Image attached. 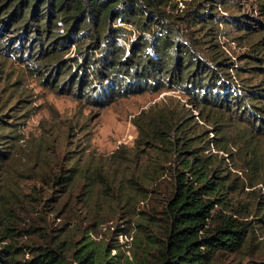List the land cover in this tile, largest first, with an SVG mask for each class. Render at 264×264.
<instances>
[{
    "label": "trees",
    "instance_id": "obj_1",
    "mask_svg": "<svg viewBox=\"0 0 264 264\" xmlns=\"http://www.w3.org/2000/svg\"><path fill=\"white\" fill-rule=\"evenodd\" d=\"M227 1L0 0V30L12 29L19 37V50L11 46L4 54L17 56L51 89L104 107L168 85L199 112L207 108L202 117L212 121V137H203L198 121L188 122L180 96H167L133 118L136 140L162 150L148 163L146 177L155 182L166 173L173 177L161 210L164 239L142 244L150 264H205L216 251L241 247L264 220V210L258 206L252 214L251 206L262 197L256 185L264 184V150L257 146L264 138V26L253 25L244 12L218 15L216 7ZM219 24L235 31L231 40L247 43L237 60L220 42ZM71 45L74 57L63 59ZM226 112L242 125L227 129L220 120ZM86 170L74 162L55 180L73 184ZM245 186L257 195L244 203L229 196ZM48 239L50 244L35 245L27 259L18 257L12 243L1 245L0 264H117L91 239L76 248L64 238Z\"/></svg>",
    "mask_w": 264,
    "mask_h": 264
},
{
    "label": "rangeland",
    "instance_id": "obj_2",
    "mask_svg": "<svg viewBox=\"0 0 264 264\" xmlns=\"http://www.w3.org/2000/svg\"><path fill=\"white\" fill-rule=\"evenodd\" d=\"M260 2L264 0H228L216 7V13L244 12L253 25L262 22L264 26ZM219 25L220 42L237 60L247 43L231 40L235 31L222 30L223 24ZM183 26L179 25V33ZM18 40L12 29L0 30V134L5 133L0 136V246L12 243L18 257L27 259L35 245L50 244L49 237L64 238L73 248L91 239L94 245L105 246L117 264H140L142 260L150 264L151 255L142 244L164 239L161 210L173 177L166 173L156 182L146 177L148 163L162 150L157 144L136 140L133 118L167 96H180L187 106L188 122L198 121V128L206 131L203 137H212L213 123L202 117L207 108L199 112L198 106L187 103V96L168 85L119 97L104 107L92 106L51 89L17 56L4 54L11 46L18 51ZM74 54L71 45L63 59ZM228 115L220 119L227 129L242 125L235 114L230 113L231 119ZM257 146L260 152L264 150V138H259ZM74 162L82 172L87 167L83 175L78 174L73 184L55 180L56 176L64 178ZM89 181L92 186L88 187L85 182ZM256 188L262 197L251 201L252 214L258 206L264 210V184ZM247 189H237L229 196L244 203L258 193ZM258 224L241 247L216 251L205 264H264V220Z\"/></svg>",
    "mask_w": 264,
    "mask_h": 264
},
{
    "label": "built area",
    "instance_id": "obj_3",
    "mask_svg": "<svg viewBox=\"0 0 264 264\" xmlns=\"http://www.w3.org/2000/svg\"><path fill=\"white\" fill-rule=\"evenodd\" d=\"M180 5L183 6L182 2H180Z\"/></svg>",
    "mask_w": 264,
    "mask_h": 264
}]
</instances>
